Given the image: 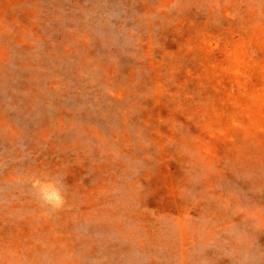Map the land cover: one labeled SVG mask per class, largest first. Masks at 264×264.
<instances>
[{"label":"rangeland","instance_id":"374dc122","mask_svg":"<svg viewBox=\"0 0 264 264\" xmlns=\"http://www.w3.org/2000/svg\"><path fill=\"white\" fill-rule=\"evenodd\" d=\"M263 103L264 0H0V264H264Z\"/></svg>","mask_w":264,"mask_h":264},{"label":"bare ground","instance_id":"6f19581e","mask_svg":"<svg viewBox=\"0 0 264 264\" xmlns=\"http://www.w3.org/2000/svg\"><path fill=\"white\" fill-rule=\"evenodd\" d=\"M236 10V9H235ZM225 26V25H224ZM208 30V29H207ZM222 34H223V32H222ZM212 35V34H211ZM218 36V35H217ZM223 37V36H222ZM251 44H253V43H251ZM237 54V53H236ZM233 58V57H232ZM232 62V61H231ZM235 64V63H234ZM262 64V63H261ZM229 66V65H228ZM243 67V66H242ZM240 68V67H239ZM230 74V73H229ZM239 74V73H238ZM221 75V74H220ZM234 76V75H233ZM245 76V75H244ZM230 78V77H229ZM251 81H252V79H251ZM214 82V81H213ZM245 82V81H244ZM211 83V82H210ZM209 83V84H210ZM222 85V84H221ZM249 85V84H248ZM223 86V85H222ZM258 86V85H257ZM262 86V85H261ZM223 89V88H222ZM263 89V88H262ZM259 91H260V89H259ZM241 93V92H240ZM230 94V93H229ZM247 94V93H246ZM226 96V95H225ZM245 96H247V95H245ZM259 96H260V94H259ZM262 96V95H261ZM257 97V96H256ZM226 98V97H225ZM229 98V97H228ZM232 99V98H231ZM260 99V98H259ZM230 100V99H229ZM226 101V100H225ZM235 101V100H234ZM225 103V102H224ZM254 104V103H253ZM237 105V104H236ZM263 105H264V103H263ZM238 106V105H237ZM257 107V106H256ZM260 107V106H259ZM228 108V107H227ZM235 109H236V107H234ZM231 109V108H230ZM233 109V108H232ZM242 109H245V108H242ZM241 110V109H240ZM257 110H259V109H257ZM237 111V110H236ZM248 111V110H247ZM230 112V111H229ZM240 112V111H239ZM238 112V113H239ZM243 112V111H242ZM241 112V113H242ZM250 112V111H249ZM255 112V111H254ZM221 113V112H220ZM219 114V113H218ZM246 114V113H245ZM244 114V115H245ZM249 114V113H248ZM229 115V114H228ZM243 115V114H242ZM241 116V115H240ZM219 118V117H218ZM236 118V117H235ZM216 119V118H215ZM260 119V118H259ZM264 119V118H263ZM234 120V119H233ZM254 120V119H253ZM257 120V119H256ZM219 121V120H218ZM230 121V120H229ZM247 121V120H246ZM259 122V121H258ZM263 122H264V120H263ZM228 123V122H227ZM232 123V122H231ZM248 123V122H247ZM239 125V124H238ZM250 125V124H249ZM255 125V124H254ZM12 126H14V125H12ZM257 126V125H256ZM218 127H220V126H218ZM248 128V127H247ZM227 129V128H226ZM16 130V129H15ZM222 130V129H221ZM243 130V129H242ZM246 130V129H245ZM248 131V130H247ZM252 133V132H251ZM250 134V133H249ZM255 134V133H254ZM234 139V138H233ZM237 140V139H236ZM262 142V141H261ZM251 144V143H250ZM256 144V143H255ZM260 144V143H259ZM262 144V143H261ZM260 149V148H259ZM261 155V154H260ZM105 195V194H104ZM179 234L181 235V242H183V243H186V241H187V239H190L191 237H189V235L187 234V230H185L184 228H183V230H181V232H179ZM137 243L135 244V245H139V246H142V243H140L139 241H136ZM123 261H125V262H127L128 264H134V262L136 261V259L135 258H131V259H123Z\"/></svg>","mask_w":264,"mask_h":264}]
</instances>
